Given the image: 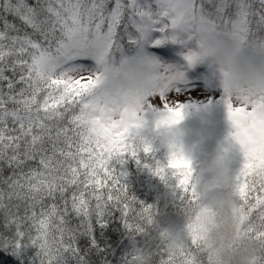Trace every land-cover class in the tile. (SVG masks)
Instances as JSON below:
<instances>
[{
  "label": "snow or ice",
  "instance_id": "1",
  "mask_svg": "<svg viewBox=\"0 0 264 264\" xmlns=\"http://www.w3.org/2000/svg\"><path fill=\"white\" fill-rule=\"evenodd\" d=\"M169 43L184 63L148 50ZM205 63L244 156L231 184L236 232L255 242L252 264H264V0H0V250L32 246L39 264H61L79 253L70 216L90 232L91 218L110 209L145 239L133 254L152 231L163 238L157 209L129 193L112 161L151 150L132 139L146 111L163 108L158 128L183 118L171 91ZM167 168L181 189L182 264H211L205 241L217 207L189 208L207 193L182 152ZM154 171L166 177L165 166ZM156 259L174 264L163 250Z\"/></svg>",
  "mask_w": 264,
  "mask_h": 264
},
{
  "label": "trees",
  "instance_id": "2",
  "mask_svg": "<svg viewBox=\"0 0 264 264\" xmlns=\"http://www.w3.org/2000/svg\"><path fill=\"white\" fill-rule=\"evenodd\" d=\"M172 46L175 45L169 43L159 49L149 48L148 50L167 55L164 57H171L170 48ZM139 138L142 137L133 136V142L135 143ZM143 140L147 141L148 139L143 138ZM148 144L151 148L149 152L145 153L141 148L136 156L128 153L118 155L114 157L112 164L117 173H124L121 179L127 185L131 195L136 197L138 201L153 205L161 219L174 221L180 226L183 207L177 176L173 175L175 170L167 168V163L162 158L155 156L156 150L161 148L160 143L156 145L152 141ZM207 157L208 154L205 159ZM242 164L238 160L236 165L228 170L232 175H235ZM157 165L165 166V178L162 179L155 173L154 169ZM212 165V163H207L204 166L203 162L200 164L192 162L193 176L197 182H202L218 168H227L222 164L215 165V168L210 167ZM109 213H105L103 217L93 216L90 232L81 226L80 217L75 216V214L70 216L69 223L76 229L75 246L79 249V253L65 254L61 264H126L133 250L144 246L145 239L129 232L118 210L110 209ZM81 257L84 259L82 260ZM0 264H39L37 249L28 246L21 250L19 256L0 250Z\"/></svg>",
  "mask_w": 264,
  "mask_h": 264
},
{
  "label": "rangeland",
  "instance_id": "3",
  "mask_svg": "<svg viewBox=\"0 0 264 264\" xmlns=\"http://www.w3.org/2000/svg\"><path fill=\"white\" fill-rule=\"evenodd\" d=\"M171 57L158 54L164 63H184L179 45L172 46ZM186 83H179L171 91L172 100L178 101L183 118L167 127H157V113L162 107L144 113L145 123L133 135L161 144L156 155L166 163L173 150L191 160L207 165L227 166L232 169L244 161L243 152L235 142L231 121L228 119L224 92L219 81L211 76L208 65L199 64L186 71ZM179 89V91H177ZM172 107H176L173 103ZM175 146V148L172 147ZM208 157L205 159V157ZM158 160V159H156Z\"/></svg>",
  "mask_w": 264,
  "mask_h": 264
},
{
  "label": "clouds",
  "instance_id": "4",
  "mask_svg": "<svg viewBox=\"0 0 264 264\" xmlns=\"http://www.w3.org/2000/svg\"><path fill=\"white\" fill-rule=\"evenodd\" d=\"M215 168V165L210 166ZM232 174L227 168H218L211 176L198 182V189L202 195L207 193V198L202 199L198 205L189 206L195 209L203 206H216L218 215L215 226H209L206 234V247L211 257V264H252L256 255L255 242L236 232L237 220L233 217L231 207L238 204L232 190ZM221 201L224 207L219 208ZM189 215L194 212L190 211ZM157 224L163 230V238L152 231L151 243L140 253L135 255L133 264H158L156 259L161 250L173 258L174 264H182L179 253L178 224L174 221H166L156 217Z\"/></svg>",
  "mask_w": 264,
  "mask_h": 264
}]
</instances>
